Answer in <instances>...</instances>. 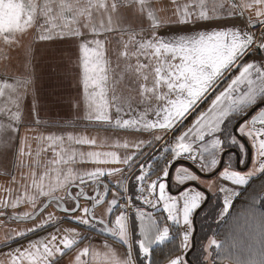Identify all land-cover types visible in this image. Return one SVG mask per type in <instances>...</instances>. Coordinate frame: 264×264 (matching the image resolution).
Returning <instances> with one entry per match:
<instances>
[{
	"label": "snow or ice",
	"instance_id": "obj_1",
	"mask_svg": "<svg viewBox=\"0 0 264 264\" xmlns=\"http://www.w3.org/2000/svg\"><path fill=\"white\" fill-rule=\"evenodd\" d=\"M136 2L139 4L140 11H147L149 18L152 20L153 37L150 40L138 42L137 51L133 55L150 54L156 59L154 82L151 87L141 84L140 92L141 95L153 93L157 100L166 102L154 110L146 108L138 116L131 115L132 104L128 98L117 96L114 87L109 89L108 61L105 58L107 40L95 38L114 31V25L121 20L119 9L123 5L118 3L117 0H111V2L109 0H44L43 4L38 3L37 0H0V39H3L5 43L11 42L16 33L32 28L41 17L42 22L38 24L40 41H50L57 37L63 38L66 36L86 37V32L90 31L94 38L85 39L79 45L83 68L84 95L88 102V115L86 118L104 124L114 123L117 127L134 129L137 132L160 129L167 133L178 122L186 118L190 111L195 110L198 102L214 88L217 81L236 64L246 51L253 50L254 38L250 34L244 33L242 35L240 31L228 28L220 31H201L191 39L178 37L173 40H165L154 35L156 29L161 25L153 12L149 10L150 6L147 0H136ZM253 6H257L256 16L264 18V0H251V3L241 4H237L236 0H231V9L233 10H242ZM223 7L222 0H211V3H209V0H192L191 3L177 6L178 23L186 25L194 22V20H210L212 17L209 12L215 13ZM259 23L264 25V19H260ZM82 29L86 31H82ZM125 48H127V45H125ZM256 48L264 50V42L257 45ZM123 54L128 55L127 52ZM145 67L146 65L137 64L136 71L140 72ZM141 74L143 79L147 81L148 74ZM26 83H30V81L18 82L16 86L7 83L0 86V97H5V89H10V94L6 99L17 110L11 113L9 119L17 124L21 121L19 108L24 96L20 89ZM242 84L247 85L246 90L242 95L232 98V93ZM162 86L166 87L167 92L159 91ZM110 90L112 92L111 98L108 97ZM257 93H264V67L258 66L256 63H245L241 67L239 75H236L227 87L211 100L207 111L201 112L191 127H188L186 131L175 138L174 146L171 149L175 159L187 156L199 165L201 171L206 173L216 169L220 164V160L218 158L209 160L206 155L209 148L216 150V157H221L224 152L223 142L216 134L229 115L235 109L253 102ZM225 100L229 101L227 105L224 104ZM33 108H35V105H33ZM113 109L115 118L112 115ZM125 109L129 111L126 112ZM149 111H154L155 119L146 118ZM0 113L8 114L4 109H0ZM124 115H127L128 118H124ZM30 120L31 114L28 113L25 116V123ZM36 122L40 123L39 119ZM17 130L12 123H0V142H10L11 136H6V134ZM239 132L247 136L253 144L255 150L253 169L243 173L225 168L219 173V176L223 181L230 182L231 185L245 186L251 176L256 175L258 172L264 173V110H261L250 121L245 122L239 128ZM154 137L157 140L164 139L160 135ZM206 137L210 139L206 140ZM38 139L44 141L54 153V158L48 162L50 165L57 166L51 169L55 172L54 180L49 177V182L45 185L44 180L45 177L49 176V173L46 171L45 175L40 176L38 179L35 178L36 174L33 173L31 185L33 194H28L26 186L25 196H17L11 202L0 201V206L16 208L27 200L35 209L39 198L45 197L49 203L55 202L57 207L65 213L82 211L83 215L75 217L79 224H99L104 232L118 237L123 244L128 246V259L123 261L114 259L112 264H135L131 255L132 246L128 238V217L123 211L125 205L119 204L118 198H113L108 202L107 212L109 214L117 209L120 210L119 214L115 215L113 227H109L103 218L97 220L93 212L96 206L105 200L106 193L98 190L101 178L122 173L124 169L111 168L106 170L97 167L93 171L76 173L69 167L67 172L64 173L58 166L60 164L69 165L75 162L77 158L81 161L87 159L97 164L119 163L131 166L136 162L137 154L145 146V141L141 140L135 143L133 145L135 151L121 158L115 151L83 152L70 146L66 147L65 138L62 136L50 135L38 137ZM209 140H211V143L208 147H205ZM72 142L76 145H96L97 143L96 139H89L86 136L74 137L69 134L67 143L70 145ZM233 142L235 141L233 140ZM122 147L128 148L129 145L125 143ZM20 153L21 155L24 154V147L20 148ZM138 168L139 172L135 175L140 192L138 199L152 208L158 205L162 206L163 211L167 213V221L180 227L182 233L180 246L187 249L193 233L194 214L198 210H203L202 205L208 203L210 197H206L205 192L195 188H188L180 192L179 195H170L165 182L159 177L155 180L151 179L152 176L149 175L147 166L138 164ZM167 174V169H165L163 177L167 178ZM176 180L179 184H184L185 181H199L200 177L188 168L181 167L177 170ZM89 183L97 185V189L94 190L95 195L85 191V185ZM73 185L77 188L75 194L70 191ZM206 186L209 191H213V184L208 183ZM58 190H63L66 193L67 200L75 202L73 207L65 206V197L58 196ZM221 193L223 194V207L219 215L224 217L228 213L233 198L240 195V193L233 187L216 186L213 195L219 197ZM255 193L251 196L252 206L250 211H252L253 217L258 218L260 223L264 225V211L257 213L256 210L257 203L264 206V195L257 196ZM124 198L131 205V198ZM81 199L90 200L92 206L82 207ZM48 206L49 204H44L40 211H44ZM35 215V212L24 213L23 218L32 219ZM146 217L148 222L145 224ZM49 219L53 218L50 216ZM137 219L141 222L139 230L142 236V239L137 243L140 251L145 257H148L150 253L149 245L167 239L170 235V228L169 226H164L162 229L157 228L153 216L144 213L140 209H137ZM42 226L38 225V227ZM19 235L22 236L24 233H19ZM55 240L56 237L53 235L52 241ZM61 243L63 249L54 244L50 247L49 243L44 241L33 243L30 248L34 251L25 250L21 252L17 249L19 255L12 257L11 264H17L18 260L21 264L24 260H28L29 264H50V259L56 253L65 254V250H71L77 244V240L65 236ZM209 244L215 245L218 254L224 249V245L218 243L215 239L209 241ZM88 254L89 248L85 247L80 255L76 257L77 264H88L87 261L81 260L82 256ZM210 257L211 253L209 252L205 259L208 260ZM170 264H185V262L181 257H178L171 260ZM211 264H214V262H211ZM235 264H240V261L237 260Z\"/></svg>",
	"mask_w": 264,
	"mask_h": 264
},
{
	"label": "crops",
	"instance_id": "obj_2",
	"mask_svg": "<svg viewBox=\"0 0 264 264\" xmlns=\"http://www.w3.org/2000/svg\"><path fill=\"white\" fill-rule=\"evenodd\" d=\"M130 1V2H128ZM111 2V0H109ZM118 3H121L123 6L119 9V16L121 17V20L114 25V31L110 32H116L121 33H128L131 31H137L139 29H145L144 34L148 33L147 30H152V20L149 18L147 11L141 12L139 4L136 2V0H117ZM192 0H147L148 5L150 6L149 10H151L154 14V16L158 19L160 23V27H158L157 33L160 38H163L165 40H169L167 37L162 35V32L164 30L169 29V26H173L172 24L167 23L166 21H163L166 17L162 14H158V12L167 11L170 15H172L176 18L175 13L178 5H183L185 3H191ZM224 3V7L222 9H218L215 13L209 12V15L212 17L210 20H194V22L184 24L182 26V29L180 31H183L186 27H196V24L200 23L202 25L200 26H212L213 23H223L220 30H225L227 28H234L236 26L240 27V32L243 35L244 33H252L245 31L247 28V25L251 22L259 23L260 19L256 16V10L257 6H253L251 8H244L242 10H233L231 9V0H222ZM38 3L43 4L44 0H38ZM209 3H211V0H209ZM237 4L241 3H251V0H236ZM67 15V14H66ZM169 21H176L174 18L169 17ZM161 20V22H160ZM230 20V21H229ZM228 21V23H227ZM42 22V17L38 20L37 24L34 25L33 29H28L26 32H23L21 35L17 36V38L12 39L10 42L11 45H13V49L8 48V58L7 61L4 63V59L1 58L0 62L2 68L0 69V75L2 76L0 81V86H3L5 83L9 85L16 86L18 82H24V81H30V83H26L23 85V87L20 89L23 93V100L21 103H23L24 99H30L31 105L29 106V109L22 113L20 111L21 121L19 124L16 122H13L9 119V116L12 112H15L17 109L16 107L11 104L10 102L7 103V105H4V110L8 114L5 115L4 113H0V123L8 124L12 123L14 128H17V131H10L7 135L11 136V140L8 143L0 142V186L3 187L7 184H14L13 187L16 185L15 176L17 173V167L22 164V168H25L28 166V163L22 162L19 164L20 161V148L24 147L28 148L31 144V142L34 139H38V137H47L50 135L55 136H62L65 138L66 141V147L70 146L74 148L75 143L72 142L70 145L67 143V137L69 134H71L74 137H79L81 134H87L88 137H103L105 139L111 140V138H116V140L120 141V145H124L127 143L129 145L130 151L128 155H130L133 151H135L133 145L135 143H138L139 141L143 140L145 141V146L142 148V150L137 154V160L134 162L131 166H125L123 167V164L115 165L118 166V168L124 169V171H127L125 175L123 173H120V180L118 182L119 191L121 193V197H130L131 198V205L129 208H124L123 211L125 212V215L128 217V228H129V240L131 243V255L133 260L135 261V264H152V255L156 251L162 249L163 251H167L168 248H173L171 245H179L180 252L179 254L173 256L171 259H169L170 264L171 260L176 259L178 257H181L185 264H193L192 261L187 258V255L189 251L191 250L190 244L192 242V238L195 235L197 223L196 218L200 210L197 211L196 214H194L193 217V233L192 237L190 239V244L187 249L181 248V239H182V233L180 230V227L176 224H172L170 221H167L166 216L167 213L163 211L162 206H157L155 208H152L151 206L142 203L138 196L140 194L139 192V185L137 181L135 180V175L138 174L139 168L138 164H144L146 161L150 158V156L153 153H156L155 160L152 159L153 164L157 163L152 169L153 166H147L149 168V175L152 176L151 179L155 180L158 179V177L166 183L167 185V191L170 195H179L180 192L188 189V188H195L197 190L203 191L206 194V197H210V201L204 205H202V208L204 211L207 207V205L212 204L213 200L217 197L216 195H213V191H215L216 186H228L233 187L237 192L241 193L246 190V188L250 185V183L261 176L264 173H257L256 175H253L249 178L248 184L245 186H234L231 185L230 182L223 181L219 173L223 171L225 168H231L243 173H247L250 170L253 169V161L255 157V150L253 148V144L250 141V139L242 135L239 132V128L247 121L242 122L237 128L236 132L243 137L250 148L249 154L247 153V149L245 145L242 143L240 138L233 132V127L236 122V120L241 116L244 115L252 106H254L258 102L264 103V93H257V96L255 100L251 103L245 104L242 107H239L235 109L231 115L223 122L221 129L216 134L218 138H220L223 142V148L224 152L222 155H224L223 163L221 164V157H216V150L209 148L206 155L209 157V160L211 158H218L220 160V164L217 166L216 169H214L211 172H203L199 169V165L190 160L187 156H181L178 159H175L173 152L171 151L172 147L175 143V138L178 137L182 132L186 131L188 127H191L192 123L195 121L197 116L201 112L207 111V109L210 107L211 100L215 98L216 95H218L221 91H223L227 85L231 82V80L236 76L239 75V71L241 67L235 72L229 80H227L221 88L216 90V92L209 98V100L203 105L200 112L192 118L189 121H183L185 118L178 122L177 125L170 131V132H164L160 129H153L150 131H143V132H137L134 129H125L115 126V124H104L101 122H96L94 120H88L86 117L87 115L79 116L76 114H70V115H64L60 114L59 112L56 113H41V111H37V116L33 113V95L35 94V87H33V75L35 74V69L32 67H29L27 69V65L25 64V67L23 68L24 71H21V67H18L19 63L17 59L20 58V55H18L16 58H9V54L12 53L14 56L17 55L16 52H22L27 51L29 49V44L33 43V45L38 46L40 45H53V46H59L61 45L62 51L65 50L63 48L64 45H75L78 46L75 48L73 46V51L69 53H72L75 55V63L79 61V58L81 57V53L79 50L80 43H83L85 39H92L94 38L90 31L86 32V37H70L66 36L63 38L57 37L54 40L50 41H40L39 40V28L38 24ZM189 25V26H188ZM251 27V26H250ZM82 31H86L82 29ZM110 33L102 34L100 39H106L107 43L105 44V58L108 61V57L111 55V48L112 44L115 43V41H118V38H111V46L109 43V36ZM254 37V46L259 45L262 43V41L258 40L256 32H253ZM171 39V38H170ZM19 46L17 49L16 47ZM252 46V51H247L243 56L240 57V59L236 62V64L220 79H223L226 77V75L234 69V67L237 66V63L244 58L245 56L247 58L244 59L245 63H256L258 66L264 67V50H261V53L259 54L257 52L256 47ZM113 50V48H112ZM15 51V52H14ZM24 51V53H25ZM34 51H40L37 48H35ZM113 53V52H112ZM109 63V62H108ZM6 69V70H5ZM109 69V65H108ZM79 76V73L76 74ZM112 75L114 76V73L110 72L109 70V77L112 79ZM28 77V78H27ZM254 78V77H253ZM116 76H114V81L116 80ZM82 84H79L82 86V90L80 87H78L79 95L82 92V103H85L84 99V88H83V79L81 78ZM123 81L121 79L116 80L114 82V85L117 86L116 89V95H119L121 93H124L123 88L127 87H121ZM78 85V84H77ZM127 86V85H126ZM130 87V86H129ZM247 85L242 84L238 87V89L232 93V98H236L243 94V92L246 90ZM109 89H111V83H109ZM131 90H134L133 88H130ZM127 91V89H126ZM211 92V91H210ZM5 93L10 94V89H5ZM112 92L111 90L108 92V97L111 98ZM209 94V93H208ZM4 98V97H2ZM14 98V96H13ZM75 105H78L77 100L74 101ZM229 103L228 100L224 101V104L227 105ZM24 106V105H22ZM20 106V107H22ZM81 106V105H80ZM135 106H138V104H135ZM88 107V106H86ZM86 107L82 106L83 111H86ZM150 107V106H149ZM151 108V107H150ZM73 109V108H72ZM152 109V108H151ZM74 110V109H73ZM264 110V107H263ZM126 112H128V109H125ZM136 112V111H135ZM191 112V111H190ZM31 114V120L27 123H25V116L26 114ZM115 113L112 110V115L115 118ZM138 116V115H136ZM124 118H128L127 115H124ZM155 115H151L147 117V119H155ZM37 119H39L40 123H37ZM86 123V124H84ZM89 123H93L95 126L88 125ZM183 123L182 130L175 134L176 127H179ZM66 124V125H65ZM84 125V126H83ZM98 125V126H97ZM89 126V127H87ZM173 133V134H172ZM172 134V135H171ZM155 135L163 136V140H157L155 139ZM169 135H171L169 137ZM6 138V137H5ZM168 138V139H166ZM210 139L206 137V140ZM233 140L235 142H233ZM23 142V143H22ZM148 142V143H147ZM211 143V140L208 141V144L205 145V147H208V145ZM44 146L46 148L48 147L47 144L44 142ZM230 147H237L240 151L239 159L234 155L232 152H225L226 149ZM154 148L156 150H154ZM49 149V148H48ZM230 151V150H229ZM53 153V152H52ZM225 153V154H224ZM44 155V154H41ZM47 155V153H46ZM51 155H54L51 154ZM25 156V154H24ZM174 161V162H173ZM175 163V164H174ZM188 163H192L196 166V169H194L192 166H190ZM174 164V166H172ZM258 167V165H256ZM57 167L56 165H50L49 163L41 165V171L52 173L54 171H51L52 168ZM64 173L67 172L68 168L71 167L73 172H76V169L73 167V165H65L60 164L58 166ZM181 167L188 168L191 172L195 173L200 177L199 181H185L184 184H179L176 180L177 170ZM115 168V167H112ZM111 169V168H109ZM167 169V178L163 177V172ZM171 172L169 173V171ZM84 171H93L89 169V167H84ZM77 173H83L82 170ZM124 175V176H123ZM107 182L109 184V192L112 190V185H114V182L110 179H107ZM151 182V181H149ZM208 183L213 184L214 188L213 191H209L208 187L206 186ZM48 183H45L47 185ZM32 184H27V188L31 189ZM26 187V186H25ZM93 188V187H92ZM91 189H85V191H88L89 193H92ZM70 191L75 194L77 191V188L75 185L72 186ZM158 191V189H157ZM100 192L103 193V188H100ZM58 196H64L65 197V206L66 207H73L74 201L67 200L66 193L63 190L57 191ZM236 196L232 200V204L228 210H231L233 207L236 199L240 196ZM16 198V197H15ZM116 198V197H115ZM151 198V197H150ZM218 201H219V207L217 208V216H216V222L221 221L225 218V216L228 214H225L224 217H221L219 215L222 207H223V194H219ZM125 199V198H124ZM108 200V199H107ZM126 200V199H125ZM107 202V201H106ZM106 202L99 207L98 212L104 210ZM128 202V201H127ZM82 203V202H81ZM44 204H49L47 208L44 209V211H40V208L43 207ZM89 203L87 201H83L81 204L82 207H88ZM23 207H17L15 210H12L11 208H8L10 211L6 212V210H0V224H2L5 220L8 222H11L12 226L6 227L8 229H1L0 232H3V235L0 233V264H11V259L13 256H18L17 249H19L21 252H24L25 250H32L30 246L38 241H44L45 243H49V246L51 247L53 244L57 247H60L63 249V244L61 241L64 239L65 236H68L69 238H75L77 240V244L73 246L71 250H65V254L61 255L60 253H56L55 256H53L50 259V264H77L76 257L80 255L82 250L85 247L89 248V254L82 256V261H87L88 264H112V261L114 259H119L121 261L128 259V246L123 244L122 241L116 237L111 235L108 232H104V230L101 228L102 226L99 224H79L75 217L79 215H83L82 211H78L76 213H65L61 209L57 207V204L55 202L49 203L47 198L43 197L42 199L38 200L37 206L35 209H33L32 205L29 203V206L25 204L24 210ZM137 209H140L144 213H149L153 216V218L156 220V226L157 228H163L164 226H169L170 228V235L167 239H165L163 242H153L149 245L150 247V253L148 257H145V255L140 251L139 245L137 241L142 239L141 233H140V221L137 219ZM4 211V212H1ZM119 209L115 210L112 214H109L107 212L106 215H102V218L106 220L109 227H113L115 215L119 214ZM35 212L36 215L32 219H24V213H32ZM127 212V213H126ZM52 217L53 219H49V217ZM147 217L145 218V224L147 223ZM68 224L71 226H64L62 229L59 228V225ZM38 225H43L42 227H38ZM77 227L75 228L74 227ZM19 233H24V235L34 236L36 237L35 240H30L27 244V241L25 244H19L17 246H13L15 244L14 241L19 239ZM56 237L55 241H52V236ZM19 236V237H18ZM6 238V240H5ZM83 238V239H82ZM212 239H215L218 243L219 241L216 239L214 234H209V236L204 240L203 243V252L204 256L206 257L208 253H212L213 251H216L215 245H210L209 241ZM39 247V245H37ZM156 250V251H155ZM215 258V257H214ZM158 262V261H157ZM155 261V264H157ZM211 262H214V259L210 257L208 260L204 258V264H211ZM226 262V261H225ZM17 264H21L20 260L17 261ZM23 264H29L28 260H24ZM228 264V263H225Z\"/></svg>",
	"mask_w": 264,
	"mask_h": 264
},
{
	"label": "rangeland",
	"instance_id": "obj_3",
	"mask_svg": "<svg viewBox=\"0 0 264 264\" xmlns=\"http://www.w3.org/2000/svg\"><path fill=\"white\" fill-rule=\"evenodd\" d=\"M158 14L160 15L163 14L166 17L163 20V21L167 20L166 24L169 23L173 25V26H169V29L164 30L162 32V35L167 37L169 40H173L178 37H184L187 39H191L192 37H195L197 33L201 31L203 32L220 31L221 26L223 25V23L219 22V23H213L214 25L212 26L208 25L207 28H205L204 25L200 26L202 24L198 23L196 24L195 28L186 27L185 29H183V31H180L184 24L178 23L179 17L177 15V12L175 13L176 18L172 15V13L168 15L169 13L167 11L158 12ZM169 17L174 18L176 21H169L168 19ZM29 29L34 30V27L29 28ZM233 29L240 31L239 26H236ZM256 34H257L258 40L264 42V25L260 24L258 28V32H256ZM73 46L76 48L78 45L77 44L64 45L63 48H65V50L68 49L67 51L64 52V50L62 51L61 49V45L59 48V46L58 47L53 46L52 44L51 45H40L39 44L38 46H36V45H33V43H31L29 44L28 53L25 50H24L25 53L24 51H22L21 53L16 52L17 54L16 57L20 55V58L17 59V61L19 63L18 67H21V71H24L23 68L25 67V64L28 66L27 69L29 67H32L33 69H35L36 75H33V87H35V94L33 95L32 103L33 105H35V108H33V113L36 116H37L36 110L41 111L42 114L45 112H48V113L59 112L60 114H64V115L76 114L82 117L84 114L88 115V107H86L88 102L83 93L85 103H82V98H83L81 97L82 92L80 93L81 95H79V91H78L79 89L78 87H80V89L82 90V86L79 84H82L81 78L83 79V68H82L81 57L79 58V61L75 63L76 61L75 55H73L72 53H69V51L70 52L73 51ZM16 48L18 49L19 46H17ZM35 48H37L40 51H34ZM77 73H79V76L76 75ZM127 83L128 85H130V87L134 86L135 84L134 82H129V81ZM75 100H77L78 103H80L79 106L75 105V102H74ZM30 103H31L30 99L28 100L24 99L23 103H20V106L22 105L24 106L20 107L19 111H21L22 113H25L29 109V106L31 105ZM82 106L86 107V111H83ZM145 109L146 108H144V110ZM88 125L95 126L93 123H89ZM182 128L183 126H181L179 131L176 132L175 134L179 133L182 130ZM171 135H169V137ZM81 136L88 137L87 134H81L79 137ZM89 139H96L97 141L96 145H76L75 144L74 149L78 151H83V152L115 151L121 158H123L125 155H128L130 151L129 147L128 148L122 147V145H120V141L116 140V138H111V140H108L103 137L96 136L95 138L90 137ZM154 150L156 149L154 148ZM37 153H39V155H37ZM24 154L20 155L21 158L18 159V161H20L19 164L24 162L25 166H26V163H28V166H26L25 168H22L23 166L22 164H20V166L17 167V173H16V176L14 177L16 180L15 187H13L14 184L12 183L7 184L3 187L0 186V201L11 202L17 196H25L26 195L25 186H27V184H32V180H33L32 174L35 173L36 174L35 178L37 179L40 176H44L45 172L41 171L42 169L41 165L48 163L54 158V155H51L53 154L52 150L50 148L48 149V147L46 148V146H44V141L39 140V139L37 140L34 139L31 142L30 146L24 149ZM41 154H44V155H41ZM155 156H156V153H153L150 156V158L146 161L145 166H148V165L153 166L152 169H154L157 163L153 164L152 159H154ZM71 165H73L77 173L78 171L80 172V170L85 172L84 167H89L90 170L92 169L95 170L97 167L104 168L106 170L112 167L118 168V166H115V165H119V163L97 164L87 159L81 161L79 158H77V160L71 163ZM123 167H125V165H123ZM126 172L127 171H124L122 173L125 175ZM49 177H51L54 180L55 172L49 173V176L45 177L44 183L49 182ZM102 178H105V180L106 178L109 180L111 179L114 182V185H112V190L111 192H109V195L107 198L108 200H106L107 202H106L104 210L100 211L101 214H103V212H104V215L107 214L108 202L115 197L118 198L119 204H124L126 208H129L130 205L128 204L127 200L121 197V193L119 191L118 182L120 180V173H117L113 176H105ZM89 184L90 185L92 184V185L90 187L85 186V189H91V187L94 186L93 183H89ZM254 192H256L255 194L257 196L264 195V180H262L260 183H256V185L252 188V191L247 192V194L243 195V198L241 201L242 203L241 204L239 203L238 207L235 206L236 208L235 207L231 208V210L225 216V218L219 222H216V216L218 212L217 208L219 207V201H218V198L216 197L213 200L212 204L207 205L206 206L207 208L204 211L201 210L199 212L198 217L196 218V222L198 221V225H201L203 221H205L206 223H212V227L211 225L208 226V224H205V227H204L205 229L203 230L204 232L202 234L199 233L198 237L200 238L205 237L206 234H208L207 232L209 231L211 234H214V236L216 237V239L219 241L220 244L224 245V250L226 251L228 249H232L231 248L232 243L233 245L237 244L236 247L240 246L242 248H247V250L243 251V254L246 255L248 253L247 251H249L250 253L249 257H251L252 259L251 261H247V264H264V225L260 223L258 218H254L252 211H250L251 206H252L251 196L253 195ZM28 194L29 195L33 194L32 189L30 188L28 189ZM42 198L43 197H40L39 200ZM25 204L27 205V207L29 206V203L27 202V200H25V202L19 204L17 207L22 206L23 207L22 209L24 210ZM258 206L264 207L260 205L259 203H257L256 205L257 213H259L257 209ZM8 208H11V207L0 206V210L7 209L6 212L10 211ZM16 208H11V209L15 210ZM231 211L233 212L232 214L233 217L231 219H228ZM1 212H4V211H1ZM100 212H98V214L102 216ZM96 216L99 217L98 215ZM3 221L4 222L0 224V228L8 229L6 227L12 226L11 222H8L9 220L6 222L5 220ZM93 225L95 224L93 223ZM64 226L66 227V226H71V225L61 224L59 225V228L62 229ZM0 233L3 235V232H0ZM243 235H247L248 237H245ZM19 236H18L19 239L14 241L15 244L13 246H17L23 243L25 244L26 241L28 244L30 240L36 239V237L34 236L31 237L29 235H22V236L19 235ZM238 236H241V237H239L238 239ZM204 240H202V242L200 241V245H199V241H197L198 245L195 251H193L190 255L189 253L187 255V258L189 256L191 257L194 255L193 259L195 258L197 259L196 264H199L200 262H201L200 264H204V258H205L204 252H203ZM243 241H247V242L243 243ZM250 242L252 243L249 244ZM174 245L175 244H173L172 246ZM194 246H196L195 235L192 238L190 249H192ZM169 250L174 252V254L170 256L168 260H166L163 264L169 263L168 262L169 259L179 254L180 247L179 245H176V247L170 248ZM216 254H217V250L213 251L212 256H211L212 259H214V264H225V263L235 264V262L237 261V260H234V261L226 260V262L217 263ZM163 258H167V256L164 255ZM200 258L202 261H200ZM247 258L248 257L246 256V259ZM158 260L160 259H157L155 256L152 264H155V261L157 262ZM157 264L159 263L157 262ZM240 264H246V263L240 262Z\"/></svg>",
	"mask_w": 264,
	"mask_h": 264
},
{
	"label": "flooded vegetation",
	"instance_id": "obj_4",
	"mask_svg": "<svg viewBox=\"0 0 264 264\" xmlns=\"http://www.w3.org/2000/svg\"><path fill=\"white\" fill-rule=\"evenodd\" d=\"M37 2H38V0H37ZM259 26H260V23H257V25H255L253 27H250V24H248L245 31H247V32L249 31L252 33L258 32ZM144 30L145 29H139L137 31H131L128 33L127 32L126 33H124V32L119 33L120 31L118 33L113 32V33H110L111 35L108 38L110 46H111V38H118V41H115V43L112 44L113 50L111 48V55H110V57H108L109 70L111 73L112 72L114 73V76H116V78H117L116 80L121 79L123 81V83L121 85L122 88L127 87V88H123L124 93H121L117 96L125 97V98L129 99V102L132 104L131 115H135V116L139 115L141 112H143L144 108H147V109L152 108L154 110L158 107H161L164 103H166V102H162V101L157 100L155 97V94H153V93H144L143 95H141V92H140V85L141 84H144L146 87L152 86V83L154 82V79H155V67H156V59H155V57L151 56L150 54L149 55H144V54L133 55V53H135L137 51L138 42L144 41V40H150L153 37V31L151 29L147 30L148 34H144ZM27 31H28V29H27ZM21 34H22L21 32L16 33L14 38H17V36H19ZM154 35L156 37H159L157 30L155 31ZM125 45H127V48H125ZM252 46H254V44ZM256 46H254V47H256ZM8 48L13 49V45H11L10 42L5 43L3 41V39H0V59L3 58L4 63H5V61H7V58H8V51H7ZM256 49H257V52L260 54L261 50L259 48H256ZM125 52H127L128 55H124L123 53H125ZM9 58L10 59L16 58V55L14 56L12 53H10ZM245 58H247V57L245 56L244 58H242L237 63V66L234 67V69L231 70L226 75L225 78L219 79L217 81L216 85L211 90V92H209V94H207L200 102H198V105L196 106L195 110L191 111L190 114H188L186 116L183 123H185V121L191 120L192 118H194L198 114V112H200L203 105L216 92V90L221 88L223 86V84L227 80H229V78L235 72H237V70L242 66V64H244ZM1 63H3V62H0V69L2 68ZM137 64L146 65V67L141 69L140 72H137L136 71ZM141 73H147L148 74V80L147 81H145L143 79V75ZM114 76L112 75V79L110 78L111 88L114 87L115 89H117V86L114 85V82H116V80L114 81ZM128 81L134 82L135 83L134 86L129 87L130 85H128V83H127ZM130 88H133L134 90H131ZM126 89H127V91H126ZM159 91L160 92H167V89H166V87L162 86L159 89ZM172 98L174 99L175 97L173 96ZM135 104H138V106H135ZM263 107H264L263 102L256 103L244 115H241L236 120L234 127H233V132L240 138L242 143L245 145V147L248 151L247 152L248 154L250 152V148L248 146V143L243 137H241L236 132V128L242 122L250 121L254 116L258 115V113L261 110H263ZM139 110H140V112H139ZM113 112L115 113L114 109H113ZM151 115H155L154 111H149L147 117H149ZM183 123L179 127H176L174 132L178 131V129L183 125ZM225 152H232L239 159L240 151L237 147H230V148L226 149ZM223 160H224V155H222V157H221V164L223 163ZM174 164L172 166H174ZM188 164L190 166H192L194 169H196V166L193 165L192 163H188ZM170 172H171V170L169 171V173Z\"/></svg>",
	"mask_w": 264,
	"mask_h": 264
},
{
	"label": "trees",
	"instance_id": "obj_5",
	"mask_svg": "<svg viewBox=\"0 0 264 264\" xmlns=\"http://www.w3.org/2000/svg\"><path fill=\"white\" fill-rule=\"evenodd\" d=\"M262 180H264V174H262L261 176H259L258 178H256L255 180H253L251 183H250V185L246 188V190L244 191V192H242L241 193V195L236 199V201H235V203H234V205H233V207H238L239 206V203L241 204L242 202V198H243V195H245V194H247V192H250V191H252V188L256 185V183H260ZM232 207V208H233ZM235 207V208H236ZM258 211L259 212H261V211H264V207H259L258 206ZM233 210V209H232ZM201 211V210H200ZM199 211V212H200ZM199 214V213H198ZM233 212L231 211V213L229 214L230 216H229V218L228 219H231L232 217H233ZM197 217H198V215H197ZM228 219H226V220H228ZM197 223V228H196V232H195V242H196V246H194L190 251H189V255L193 252V251H195V249H196V247H197V241H199V245H200V241L202 242V240H204V239H206L208 236H209V234H211L209 231L207 232L208 234H206V236L205 237H202V238H200V237H198V234L200 233V234H202L204 231V227H205V224H208V226L209 225H211V227H212V223H206L205 221H203L202 222V224L201 225H198V221L196 222ZM242 236V235H241ZM241 236H238V239H239V237H241ZM243 236H245V237H248L247 235H243ZM231 239V238H230ZM229 239V240H230ZM228 240V241H229ZM247 241H243V243H246ZM234 243H236V242H234ZM252 242H250L249 244H251ZM236 245L237 244H234L233 245V243H232V246H231V248L232 249H228L227 251L226 250H224L223 249V251L220 253V254H216L217 255V257H216V262L217 263H223V262H225L226 260L227 261H234V260H238V261H240V262H244V263H246L247 264V261H251L252 259H251V257H249V251H247L248 253L246 254V255H244L243 254V251L244 250H247V248H242V247H240V246H238V247H236ZM171 247H176V245H174V246H172L171 245ZM170 248H168L167 249V251L165 252V251H163L162 249H160V250H158V251H156L155 253H153V255H152V259L154 260V257L156 256V258L157 259H160V260H158V263L159 264H163L166 260H168V258L170 257V256H172L173 254H174V252H172V251H170L169 250ZM165 253V254H164ZM194 254V253H193ZM164 255H166L167 256V258H163L164 257ZM194 256V255H193ZM193 256H189L188 257V259H189V262H190V260L192 261V263L193 264H196V261H197V259L195 258V259H193ZM246 256L248 257L247 259H246ZM200 261H202L201 260V258H200ZM201 263V262H200ZM199 263V264H200Z\"/></svg>",
	"mask_w": 264,
	"mask_h": 264
},
{
	"label": "water",
	"instance_id": "obj_6",
	"mask_svg": "<svg viewBox=\"0 0 264 264\" xmlns=\"http://www.w3.org/2000/svg\"><path fill=\"white\" fill-rule=\"evenodd\" d=\"M254 25H257V23H254V22H251V23H250V26H251V27H253ZM139 33H140V32H139ZM247 34H250V35L253 36L252 33H247ZM253 38H254V37H253ZM1 77H2V76L0 75V81H1V79H2ZM7 96H8V93H6V96H5L4 98L0 97V109H4V105H7V103H8V101H7V99H6ZM101 187L103 188V191H104L106 194H105V200H104L100 205H97L96 208L93 210L95 216H96V215L99 216V217L96 216L97 220L102 218V216H100V215L98 214L99 207H100L101 205H103V204L106 202V200H107V198H108V195H109V184H108L107 180H105V181H101L100 185L98 186V190H99V191H100V188H101ZM95 189H97V185H96V184H94V186H93V188H92V191H93V192L90 193V194L95 195V191H94ZM83 201H85V200L81 199L80 203H81V202L83 203ZM87 202L89 203L88 207H91V206H92V202H91L90 200H88ZM82 203H81V204H82ZM101 228H102V227H101Z\"/></svg>",
	"mask_w": 264,
	"mask_h": 264
},
{
	"label": "built area",
	"instance_id": "obj_7",
	"mask_svg": "<svg viewBox=\"0 0 264 264\" xmlns=\"http://www.w3.org/2000/svg\"><path fill=\"white\" fill-rule=\"evenodd\" d=\"M101 180L104 181L105 178H101ZM91 185H92V184H91ZM91 185H90V184H87V185H85V186H86V187H90Z\"/></svg>",
	"mask_w": 264,
	"mask_h": 264
}]
</instances>
